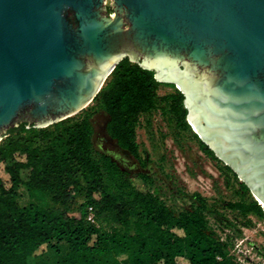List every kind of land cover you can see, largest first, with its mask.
<instances>
[{
  "label": "water",
  "instance_id": "95a60500",
  "mask_svg": "<svg viewBox=\"0 0 264 264\" xmlns=\"http://www.w3.org/2000/svg\"><path fill=\"white\" fill-rule=\"evenodd\" d=\"M124 58L264 212V0H0V141L78 113Z\"/></svg>",
  "mask_w": 264,
  "mask_h": 264
},
{
  "label": "trees",
  "instance_id": "16d2710c",
  "mask_svg": "<svg viewBox=\"0 0 264 264\" xmlns=\"http://www.w3.org/2000/svg\"><path fill=\"white\" fill-rule=\"evenodd\" d=\"M160 84L175 92L160 97ZM94 99L101 100L108 115L106 133L134 155L141 115L159 109L179 129L191 128L183 95L174 84L156 81L153 71L127 58ZM90 119L91 110L82 109L42 128L22 123L0 141V264H240L230 252L235 239L231 228L223 238L217 235L206 204L176 212L151 189L146 174H129L109 155L96 153ZM220 170L228 179L238 178L223 163ZM22 185L29 204L20 207L16 195ZM239 185V198L227 202V208L264 217L257 200L248 196L249 188ZM79 194L84 200L77 204ZM89 205L95 222L87 220ZM61 244L66 250L48 262L49 250L55 252Z\"/></svg>",
  "mask_w": 264,
  "mask_h": 264
},
{
  "label": "rangeland",
  "instance_id": "374dc122",
  "mask_svg": "<svg viewBox=\"0 0 264 264\" xmlns=\"http://www.w3.org/2000/svg\"><path fill=\"white\" fill-rule=\"evenodd\" d=\"M174 92L173 87L164 84L157 87L160 97ZM85 109L91 110L92 142L96 153L109 155L129 174H146L151 178V189L176 212L203 202L209 224L216 234L223 238L230 227L235 238L233 245L241 243L234 253L246 257L248 264H264V255L260 254L264 249V217L244 216L227 208V202L239 198L241 181L226 178L220 170L223 162L203 151L191 128L179 129L174 121L168 122L159 109L141 115L136 128L138 150L134 155L106 133L108 115L101 100H92ZM27 176L28 170H22L21 178L26 180ZM249 193L248 196H252L250 190ZM83 200V194H79L76 202L80 204ZM16 201L20 207L29 204L23 185L17 189ZM65 250L63 244L55 252L49 250L46 260L54 263Z\"/></svg>",
  "mask_w": 264,
  "mask_h": 264
},
{
  "label": "built area",
  "instance_id": "2783aa9c",
  "mask_svg": "<svg viewBox=\"0 0 264 264\" xmlns=\"http://www.w3.org/2000/svg\"><path fill=\"white\" fill-rule=\"evenodd\" d=\"M87 220L90 222H95V213L93 210L92 206H87ZM239 242H237L236 244L233 245L232 249L230 250L231 254L235 257V259L240 263V264H248L245 262L246 257H241V255H237L236 253H234L236 250H238V245Z\"/></svg>",
  "mask_w": 264,
  "mask_h": 264
}]
</instances>
